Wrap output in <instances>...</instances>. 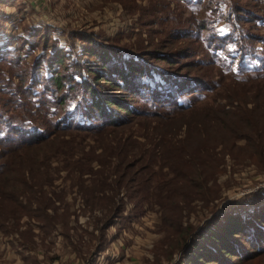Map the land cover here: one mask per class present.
<instances>
[{
	"label": "rangeland",
	"instance_id": "rangeland-1",
	"mask_svg": "<svg viewBox=\"0 0 264 264\" xmlns=\"http://www.w3.org/2000/svg\"><path fill=\"white\" fill-rule=\"evenodd\" d=\"M34 30L45 35V45ZM28 34L33 42L26 45L23 37ZM214 38L218 40L212 42ZM83 39L112 46L121 57L143 53L150 63L193 80L196 87L179 96L184 107L176 110L183 111L161 126L188 136L190 147L222 148L213 185L217 196L206 204L194 200L174 207L169 202L164 210L152 201L139 207L126 202L122 217H112L107 226L102 223L101 230H94L93 218H99V212L88 214L69 193L55 203L58 213L66 203L69 216L57 219L49 233L38 229L40 221L24 215L16 221L19 230L32 236L0 232V264H184L186 230L196 231L211 216L222 219L220 214L233 213L241 205L248 208L246 201L264 191V152L257 155L246 145L239 135L245 131H229L236 121L242 126L240 110L264 112V0H0L1 153L18 143L19 136L8 135L10 122L42 132L60 111L77 110L71 91L64 86L56 91L46 80L33 81L31 76H45L35 63L48 52L45 46L86 61L81 55L87 44ZM58 71L69 74L67 67ZM61 93L70 95L57 107L54 100ZM130 104L136 110H153L141 98H131ZM136 119L133 132L159 123L148 116ZM188 122L196 126L185 131ZM127 130H118L116 137ZM80 134L87 142L95 137ZM3 163L4 157L0 166ZM166 170L162 181L170 176ZM63 174L51 175L53 190ZM231 260L264 264V248L248 260Z\"/></svg>",
	"mask_w": 264,
	"mask_h": 264
},
{
	"label": "trees",
	"instance_id": "trees-1",
	"mask_svg": "<svg viewBox=\"0 0 264 264\" xmlns=\"http://www.w3.org/2000/svg\"><path fill=\"white\" fill-rule=\"evenodd\" d=\"M33 33L45 45V35L35 30ZM29 36L23 37L26 45L33 42ZM214 40L218 39L211 41ZM84 41L87 44L82 46L81 55L88 58L86 61L70 58L65 49L45 46L48 52L35 62L39 70H45V76L39 79L37 74H31V79L46 80L56 91L64 86L65 91H71L77 110L60 111L54 121H46L49 127L42 132H30L26 126L10 122L8 135L19 139L10 151L0 152V158L5 159L0 166L1 233L32 236L19 230L16 221L23 215L40 221L38 229L49 233L57 219L68 218L67 204L58 213L55 203H62V197L69 193L78 197L88 214L99 212V218L92 217L94 230H101L102 223L112 217H122L126 202L134 201L133 206L139 207L138 203L152 201L164 210L169 202L174 207L177 202L186 206L194 200L206 204L217 196L213 185L222 148L216 150L208 144L190 147L188 136L179 137L175 127L161 126L166 118L183 111L176 110L184 107L179 96L196 87L191 85L193 80L150 63L143 53L121 57L112 46L92 39ZM60 66L64 70L67 67L69 74L62 75ZM68 95L61 93L55 98L57 107ZM131 98H141L153 110H136L130 104ZM240 111L242 126L236 121L228 130L245 131L239 133L240 137L261 156L264 112L255 108ZM146 116L159 123L133 132L131 126L136 118ZM190 126L196 125L186 123L185 131L193 129ZM124 128H128L126 133L116 137L115 133ZM83 132L95 137L87 142L80 134ZM164 169L170 176L162 181ZM59 172L64 173L62 182L53 190L51 175ZM244 205L248 208L241 205L233 213L220 214L222 219L211 216L196 231L186 230L189 238H184L181 249L184 264H230L232 257L245 261L263 249L264 191Z\"/></svg>",
	"mask_w": 264,
	"mask_h": 264
}]
</instances>
